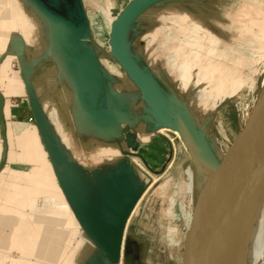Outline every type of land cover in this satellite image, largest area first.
I'll return each instance as SVG.
<instances>
[{
  "label": "rangeland",
  "instance_id": "374dc122",
  "mask_svg": "<svg viewBox=\"0 0 264 264\" xmlns=\"http://www.w3.org/2000/svg\"><path fill=\"white\" fill-rule=\"evenodd\" d=\"M128 1L85 0L84 6L91 27L88 45L99 52V60L105 68L108 62L112 64L114 74L111 75L115 83H118L119 88H125L124 90L132 98L136 96L134 89L137 92L138 90L112 56L109 43L112 23ZM187 4H194L196 10L199 7L202 10L195 11L194 15L185 9ZM183 12H189V17L183 18ZM230 12L234 14L232 18L228 16ZM197 24L202 26L199 30ZM211 27L220 28L221 33ZM41 36L40 33L35 36V43L39 44L42 41ZM199 38L203 42L201 47H198ZM22 39L25 54L31 64L35 91H38L41 84L46 91L45 97H50V101H55L56 105L61 106L62 103L54 96L59 94L57 89L61 86V81L65 79L64 67L61 64L63 70L59 71V68L53 66L52 55L42 57L43 49L41 51L34 48L33 43L27 44L24 35ZM132 42L136 53L145 59L165 86L187 103L198 123L205 127L210 139L214 142L217 154L222 159L236 135L244 127L264 89V0H186L163 3L151 8L143 16V25L132 34ZM10 49L0 46V50H3L5 54L3 63L6 61V51ZM199 51L203 55L202 64L206 60L211 61L205 66L191 64V82L184 87L179 72L181 59L186 53L194 55ZM37 58L39 63H33L32 60ZM193 58L191 57L192 60ZM10 66L11 71L14 70L17 75H20L18 55L11 59ZM201 68L203 70L209 68L207 79L199 78ZM51 76H54L56 80L55 90L48 83ZM18 80L22 84V79L18 78ZM233 88H236L235 93L225 98L205 94L211 89L227 91ZM69 94L73 99V87ZM21 102H23L21 97L10 98L11 105ZM77 111L65 112L64 117L65 119L68 117L66 121L68 126L70 119L71 123L73 119L75 124L76 121L83 124L80 120L81 115L79 117ZM50 125L55 131L51 121ZM154 138L165 140V148L161 150L155 148L152 152L148 143H143L138 152L131 155L139 179L140 196L129 220L120 264H127V262L184 264L186 235L192 223L188 217L194 214L197 198L205 182L204 176L199 173L190 151L174 131L160 130ZM71 140L73 144L71 150L64 146L73 159L81 165L93 168L91 165L93 158L86 156L82 150L78 134L73 132ZM89 143L93 146L92 142L89 141ZM100 156L107 157L104 153ZM189 166L192 167L195 175L194 190L188 187ZM46 193L47 196L39 199L40 204H45V215H49L52 209H62L61 217L72 214L66 203L62 204V207L58 206L56 202L53 203V198H49L51 193L48 189ZM50 204L54 205L49 206ZM61 224L68 227L70 233L66 231V234L73 236L70 241L75 239L74 245L78 247L74 249L73 259L72 253L68 255L66 252L59 259L67 257V260L71 258L75 261L79 254H82L81 257L85 260L86 255L83 251L87 245L82 244V231L74 227L72 223L64 222L63 219ZM72 228L76 230V233ZM67 242L66 246L69 245V240ZM232 248L231 245L230 249ZM7 258L4 256L5 261ZM262 263L264 264V260Z\"/></svg>",
  "mask_w": 264,
  "mask_h": 264
},
{
  "label": "water",
  "instance_id": "95a60500",
  "mask_svg": "<svg viewBox=\"0 0 264 264\" xmlns=\"http://www.w3.org/2000/svg\"><path fill=\"white\" fill-rule=\"evenodd\" d=\"M33 1L57 32L56 43L73 74L82 112L92 119L96 130L110 135L109 130H113L101 124H105L107 114L112 111L105 107L108 97L116 106L118 96L109 85L112 76L101 64L99 52L88 45L91 27L83 0ZM166 1L169 0H130L112 23L111 51L123 72L138 88L146 106L142 114L128 115V119L142 121L152 131L178 132L199 173L202 175L207 170L214 174L197 198L193 222L186 235L184 264H228L220 253V244L215 242V232L264 191V89L244 127L220 159L214 142L187 103L165 86L134 50L132 34L137 31L140 19L149 9ZM18 59L21 61L19 54ZM21 71L35 121L60 185L82 229L97 248V254L86 264L121 263L127 227L140 196L139 179L131 155L124 151V158L109 170H91L78 165L50 125L33 86L31 65L21 62ZM115 109L120 111L117 106ZM0 121L4 128L2 116ZM249 136L254 143L250 142L254 156L239 172L228 174L229 164L240 154ZM127 141L129 146L137 147L134 134L129 135ZM5 163L4 157L0 170Z\"/></svg>",
  "mask_w": 264,
  "mask_h": 264
},
{
  "label": "crops",
  "instance_id": "0c3cea01",
  "mask_svg": "<svg viewBox=\"0 0 264 264\" xmlns=\"http://www.w3.org/2000/svg\"><path fill=\"white\" fill-rule=\"evenodd\" d=\"M173 1L180 2L186 0H169L163 3ZM83 3L85 5V0H83ZM194 6V4H187V8L185 9L192 14H194L195 11L202 10H200V7L196 10ZM27 16L32 18L35 17L37 23L41 26V30L34 32V38L30 35L27 41L24 39L25 42L27 44L33 43L34 48L41 49V51L43 49L42 57L52 55L53 66L59 68V71H62L64 67L67 73L65 74L70 77L74 88L73 98H75V105L78 110L76 111L79 117L81 115L80 120L83 123L82 125L80 124V134L77 133L82 150L84 141H81L80 138L83 134H89L92 130H95L96 132H94L96 134L101 135L102 133V136H106L103 135V132L100 130H96V126L92 123V119L82 112L73 74L69 71L63 60L60 46L56 43L57 32L51 26L42 9L33 0H0V43L3 40L4 42L1 43L3 48H11L9 51H6V61L4 63L5 54L3 50H0V116H2L4 120V128L1 127L0 121V164L4 157L6 159L4 167L0 170V264H12L11 262L13 261H17L19 264H72L73 262V264H86V261L90 257L97 254V250L87 246L84 249L85 251H83V254L85 252L84 255H86V257L84 256L85 260L81 257L83 255L79 254L75 261H72L71 258L73 259L75 256L74 249L78 246L74 245L75 239L70 241L73 236L66 234L67 232L70 233L68 227L61 224V219L69 215L60 218L57 210L54 214L51 210L48 213L49 215H45V204L42 205L39 202L40 197L47 196L46 189H48V192L51 193L49 194V198L53 197V202H56L58 198H65L72 215L76 218L60 185L56 168L51 161L39 127L35 121L26 82L21 71V62L23 65L31 64H29V58H27L25 54L26 51L24 49L22 36L18 34L20 30L17 20L19 18L23 20V27H26L23 31L29 34V26L25 21ZM142 25L143 17L140 19V25L138 27H142ZM45 30L48 39H43L39 44L35 43V36L38 33L42 35ZM58 33H60V29ZM11 50L17 51L13 57L11 56L12 58L16 57L18 54L21 56V61L18 59L20 75H17L14 70L11 71ZM32 61L33 63H39L38 58ZM58 61L60 63H57ZM7 62H9V73L6 72V70L4 71V65ZM61 64L63 67H61ZM14 75L22 79V84H20V81ZM13 81L16 83L13 84ZM109 85L118 96L116 106L120 111L115 109L116 106L108 97V105L105 107L112 111L107 114V121L105 124L101 125L113 130L111 132L109 130L108 134L110 135L106 137L108 140L112 139L109 142L117 153L113 154L112 151L107 153L103 152L107 157H101L100 155L103 153L97 155V157L88 155L93 158V163H91L93 168H91V170L112 169L119 160L124 158V151L133 155L138 152V149H140L143 143H148V147L152 152L155 148L161 150L166 146L165 140L154 138L156 133L160 131L147 129V126L142 121H131L128 119V115L134 117L135 115L142 114L146 108L139 93L134 89L136 96L131 98L130 94L124 90L125 88H119L117 86L118 83H115L113 76ZM37 95L39 97L38 91ZM11 97H21L23 102L11 105ZM113 128L118 129L115 130ZM131 134L135 135L134 143L137 145L136 148L128 144L127 139ZM29 142L31 143L28 144ZM24 143H26L27 147H24ZM32 145L36 146V149L33 150ZM45 157H47L53 172H47ZM77 164L86 169H90L88 166ZM47 182L50 183L51 187L53 186V189L48 188ZM70 223L71 222H69V224ZM31 224L32 226L30 227ZM72 229L73 232L76 233V230L74 228ZM47 239H53L56 242L53 243L55 249L57 248L56 258H54L55 256L46 258L47 252L45 248ZM68 240L69 245L66 246ZM65 252L68 253V255L71 253L73 255L71 254V258L68 260L67 257L60 260L59 258H61V255ZM4 256L8 257L6 261L4 260Z\"/></svg>",
  "mask_w": 264,
  "mask_h": 264
},
{
  "label": "bare ground",
  "instance_id": "6f19581e",
  "mask_svg": "<svg viewBox=\"0 0 264 264\" xmlns=\"http://www.w3.org/2000/svg\"><path fill=\"white\" fill-rule=\"evenodd\" d=\"M189 14H190L189 12H183L182 17L187 18V17H189ZM233 15L234 14H232V12L228 13V16L230 18H232ZM36 20L37 19L35 17L32 18V17L27 16L25 18L27 25L30 27L29 34H27L23 31V29L26 28V27H23L24 26L22 24L23 20L21 18H19L17 20V22H18L17 24H18L19 30H20L19 33L21 36L24 35V39L26 41L30 38V35H32L34 38V32L35 31L37 32V31L41 30V26H39V24L37 23ZM205 20H206V18H205ZM197 25H198L197 29L199 30L202 26H200L199 24H197ZM211 28L214 29L216 32L221 33V31L219 30L220 28L219 29H216L214 27H211ZM43 35H44V37H43ZM40 38L42 40L48 39V37L46 35V30L42 33V36ZM109 43H110V39H109ZM198 43H199L198 47H201L203 44V42L200 41V38L198 40ZM110 47H111V45H110ZM180 49H182V48L180 47ZM15 54H16V52L14 50H11L10 59H12V57ZM111 54H112V51H111ZM202 56H203L202 53L199 51V52H196V54H194V55H191V53H186V54H184L183 58L181 59V63L179 64V72H180V78L183 81L184 87H187L191 82V75H192L191 74L192 73L191 66L192 65L205 66L207 63H209L211 61V60H209V61L206 60V62L204 64H202L201 63L202 62L201 59L203 58ZM191 57H194L193 60L191 59ZM111 65L112 64L110 62H108V66L106 68L108 69L110 74H114V68ZM208 69L209 68H207V69L205 68V70H203L201 68L202 71L200 72V76H199L200 79H207L208 78V76H209V72H208L209 70ZM5 70H6V72L9 73V62L5 63L4 71ZM65 73L66 72L64 71V74ZM63 76L65 79L63 81H61V84H60L61 86L57 89V91H59V94H56L54 96V98L58 99L62 103L61 106L56 105L55 101H50V97L49 98L45 97L46 91L43 90L41 84H39L38 93H39V99H40L41 105L44 109V112H45L47 118L52 122V124L55 128V131L60 135L62 143L64 145H66V147L68 149L71 150L73 147L72 140H71V137H73V132L75 134L76 133L80 134L79 131L81 132V130H80V124L77 123V121L75 124L73 119H72V123H71V119L69 120V122H70L69 126L66 124L68 117H66V119H65V117H64V115L66 116L65 112L70 111V112L74 113L77 110V107L75 105V98L72 99L70 94H69L70 89L73 87L72 83H69V81L71 82L70 77L68 75H63ZM9 78H11V77H9ZM5 79H6V77H5ZM129 80L131 81L130 78H129ZM15 83L16 82L13 81V84H15ZM48 83L55 90L57 84H56V80H55L54 76L49 77ZM10 85H12V84H10ZM135 87H136V85H135ZM137 90H138V88H137ZM235 90H236V88H233V89H230L227 91H224L223 89H221V90L218 89L216 91H213L211 89L210 91H206L205 94L207 96H215V97L225 98L226 96L233 95L235 93ZM138 92H139V90H138ZM42 95H44V96L42 97ZM139 95H140V92H139ZM140 98H141V96H140ZM95 132H91L89 134H83V136L80 138L81 141H84L83 150L87 156L92 155V156L97 157V155L102 154L103 152L107 153V152H111V151L113 152V154L117 153L116 151H114V148L111 146V144L109 142L112 139L108 140V138H107L108 136L107 137L102 136V133L100 135V134H96ZM174 133H176V135L181 139V136L178 132L174 131ZM89 141L93 143V146L90 145ZM24 142H25V139H24ZM250 142H252L251 136H249L247 138V140L245 142V146L243 147L242 151L239 152L240 154L235 156V158H233V160L229 164L228 169H227L228 174L234 175L237 172H239V170L245 165V163H247V161H249L254 156V152L251 150L252 147H251ZM30 143L31 142H29L28 144H30ZM252 144H254V143L252 142ZM25 146H26V143H24V147ZM28 148H31V147H28ZM32 149L33 150L36 149V146L32 145ZM115 155H117V154H115ZM88 157H90V156H88ZM45 163H46L47 172L48 173L53 172L52 167L48 163L47 157H45ZM187 175H188L189 180H190L188 187L190 190H194L195 175H194V171H193L191 166H189L187 169ZM213 175H214L213 173H211L207 170L203 171V176H204L205 182H204L201 190L206 189L207 185L212 180ZM51 184H53V183H51ZM47 186H48V188L53 189V186L51 187L49 182H47ZM56 200H57L56 205H58V206L61 205V207H62V204L66 203L64 197L58 198ZM53 205L50 204L49 206H53ZM66 206H68V204ZM194 209H195V207H194ZM51 212L54 214V212H56V210L52 209ZM57 212H58V216H60V218H62L61 217L62 209H60L59 211L57 210ZM193 218H194V214H191V215H189L188 220L193 222ZM63 221L64 222L67 221L68 223L71 222L74 225V227H77V228H79V230L82 231V233H83L82 244H86L90 248L97 249L96 246L94 245L93 241L86 235V233L82 229L80 223L72 214H69V216H67L66 218H63ZM215 242L217 244H220V253L224 259H227L228 264H263L262 261L264 260V252H263V250H264V191L258 198H256L251 204H249L245 208V210H243V212L233 216L226 223V225L218 227V230H216V232H215ZM53 243H56L53 239L52 240H49V239L46 240V248H45L46 252H47L46 258H50L49 256H51V257L55 256L54 258L57 257V250H56L57 248L55 249ZM231 245L233 246L232 250L230 249ZM48 253H50V254H48ZM12 264H19V263H17V261H13ZM117 264H120V263H117Z\"/></svg>",
  "mask_w": 264,
  "mask_h": 264
},
{
  "label": "built area",
  "instance_id": "2783aa9c",
  "mask_svg": "<svg viewBox=\"0 0 264 264\" xmlns=\"http://www.w3.org/2000/svg\"><path fill=\"white\" fill-rule=\"evenodd\" d=\"M256 102V101H255ZM223 151V150H222Z\"/></svg>",
  "mask_w": 264,
  "mask_h": 264
}]
</instances>
